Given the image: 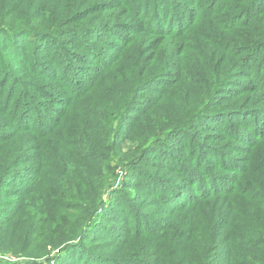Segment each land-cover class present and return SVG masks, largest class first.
Masks as SVG:
<instances>
[{
  "label": "trees",
  "instance_id": "trees-1",
  "mask_svg": "<svg viewBox=\"0 0 264 264\" xmlns=\"http://www.w3.org/2000/svg\"><path fill=\"white\" fill-rule=\"evenodd\" d=\"M261 1L77 0L73 5V0H61L54 7L51 0H45L42 8L34 5L26 8L36 14V20L46 21L41 30L25 24L18 30L3 27V23L20 13L16 7L17 14L13 10L4 12L0 5V38L8 35L10 30H16L15 36L25 31L31 33L32 52L36 55L31 67L33 74L47 82L54 79L59 82L56 86L40 87L44 90L40 98L27 88H19L15 97L16 88L9 86L17 76L10 82L5 77L0 79V132L9 133L0 136V149L8 147L10 155L0 164V197H14L7 207L0 203V234L3 232L10 244L22 246L31 245L39 236L40 242L45 241L51 235L48 240L52 249L50 254L58 250L77 256L86 252L93 257L95 252L86 246L90 233L100 231L101 224L109 220L110 214L113 216L112 229L117 228L118 221L126 225L128 217L122 220L114 216L121 208L127 216L130 212L135 216L127 226L124 238L116 240L121 244L113 250L123 242L137 245V250L127 262L101 257V264H105L106 259L114 264H264V135L261 137L256 133L261 124L260 115L264 114V102L241 98L246 86L231 90L238 85L239 75L255 68L260 74L257 81L261 85L258 89L253 86L256 88L253 90L247 86L245 92L264 93V4ZM182 12L189 18L182 20ZM202 27L203 31H200ZM69 36H74L76 41L71 42ZM43 37L54 43L52 52L49 48H41ZM22 38L17 41L9 38L6 47L21 48L26 43V38ZM137 38L144 39V49L128 61L118 60L123 49H133ZM78 39L81 41L75 44ZM69 44L76 47L70 48ZM99 45L107 47L101 48L104 53L97 56ZM199 52L218 53V58L215 61L204 59L205 68L194 81L195 86L188 93L181 89L184 105L179 101V110L163 109L164 96L181 74L180 71L166 73L165 69L173 61L177 60L180 65L182 57L196 56ZM7 54L0 46V74L3 75L11 72L13 64L12 60L6 59ZM67 54L72 56L66 57ZM93 57L94 61L91 60ZM43 58H52L53 63L57 59L60 71L56 76L46 70L47 62ZM138 62L146 65L145 71L154 64L162 65L159 69L162 72L147 81L146 72ZM94 63L98 69L87 77V87L85 84L78 91L70 85L74 82L73 75L80 73L82 67L91 69ZM118 63L128 72L122 73L120 78L114 77L111 86L97 97L96 102L78 107L79 99L86 98L96 87L97 83L91 84L96 76L100 74L99 80L105 74H111L114 68L121 67ZM158 81H162L160 88L150 93ZM180 86L178 81V88ZM55 88L62 89L55 92ZM39 91L33 92L38 94ZM189 95L192 96L191 103L186 100ZM58 103L60 110L51 126L39 121L35 126L26 124L28 117L31 118L24 114L27 108ZM134 113L132 124H127ZM228 114L234 125L228 126L224 121L220 126L222 131L227 133L238 124L239 134L240 127L245 125L251 137H261L242 159L237 160L242 169L231 186L220 191L210 185L212 195L201 193L196 200L191 197L183 200V192L178 193L179 190L170 192L173 199L166 220L162 223L152 220L151 229H143L141 217L136 214L138 207L145 206L144 200L133 201L114 190L111 198L104 201L106 171H111L113 158L122 155L126 141L148 147L153 142L156 143L154 146H162L173 136L196 131L189 150L193 162L196 154L193 151L199 147L207 154L204 142L216 138L208 132L209 125L201 128V121ZM243 114L248 117L244 119ZM236 138L233 147L240 151L242 141L249 136L239 134ZM17 142L20 143L17 145ZM6 143L11 145H4ZM148 147L136 150L143 156L150 151ZM247 153L249 157H246ZM15 154L17 158L10 161L11 155ZM144 160L140 157L137 165ZM200 161L201 169L206 160ZM213 165L225 168L219 159L213 160ZM176 174L179 184L192 185L181 170H176ZM106 185L110 186L111 182ZM174 185L168 179L159 188L172 190ZM117 196L122 198V203ZM210 200L223 206L216 210ZM60 209L67 211L71 227L62 228L61 222L54 228L50 226L51 212ZM1 259L0 264H30L16 258L7 262ZM84 261L80 259V262ZM67 263L61 261V264Z\"/></svg>",
  "mask_w": 264,
  "mask_h": 264
},
{
  "label": "rangeland",
  "instance_id": "rangeland-1",
  "mask_svg": "<svg viewBox=\"0 0 264 264\" xmlns=\"http://www.w3.org/2000/svg\"><path fill=\"white\" fill-rule=\"evenodd\" d=\"M34 1V3L32 2ZM0 0V5H2L1 10L4 12L7 11H14L15 13L17 10H14V7L18 8V11L20 14L12 17V19L7 22L3 23V27L7 29H17L21 25H30L31 27L37 28L38 30H41L43 25L46 23V21H38L36 20V14L31 13L30 9H26L31 5L39 6L40 8L44 7L45 0ZM61 0H51V4L54 5V7L59 5V2ZM77 0H73V5H75ZM264 4V0L261 1ZM262 3L259 4L262 5ZM256 10H259L256 8ZM17 14V13H16ZM6 15V14H5ZM182 16V20L189 18V16H186V14L181 13L180 17ZM5 17V16H4ZM122 20V19H121ZM206 21L209 19H205ZM1 22V19H0ZM18 30V29H17ZM200 31H203V27L200 28ZM15 31H9L8 35L4 36L3 38H0V46L4 47V50L7 54L6 59L12 60L13 64L10 69L11 72L7 74H0L3 77L0 79L7 78L10 82L11 78L16 77L14 80L10 82L9 88H16L17 93L15 94V97L19 93V88H27L30 92L33 93L35 97H39L43 93L44 90H42L40 87L44 86H56L59 82L57 80L45 81L41 78L35 76L33 74V70H31L32 63L35 61L36 55L32 52L33 47V35L31 33H28L25 31V33H19L15 36ZM13 40H19L20 38L24 37L26 38V43L21 48L11 49L10 47H6L8 45V40L11 38ZM74 36H69V40L72 42H75L76 39H73ZM23 39V38H22ZM28 39V41H27ZM66 39V38H65ZM81 40L78 39V41L75 44H78ZM30 44L28 45V43ZM144 43V39L137 38L134 41V47H132L129 50H124L119 56L120 61H128L133 56H136L138 52L142 51L144 49V46H142ZM54 43L50 40V38L43 37L40 41L41 48L50 49L52 52L55 46ZM74 44V45H75ZM74 45H68V47H76ZM142 46V47H141ZM105 45H99L98 51L100 53L96 54L99 56L104 51L101 48H106ZM8 49V50H7ZM75 51V50H73ZM79 54L82 55V51L78 50ZM74 53V52H72ZM43 54V53H42ZM34 55V56H33ZM33 56V57H32ZM40 56V55H38ZM71 54H67L66 57H71ZM95 57V56H94ZM91 58V60H95ZM146 56H144L145 59ZM10 58V59H9ZM218 53L215 54H205L204 52L196 53V56L194 54H188L182 57V61L179 65L177 63V60L173 61L170 67L165 69L166 73H177L180 71V79H176L177 82L171 87V90H168L169 93H167L164 96L165 103L162 104L163 109H168L169 107L175 108L179 110L181 101L180 94L181 89L186 90V92H190V90L195 86L194 81L197 80V78H200L202 70L205 68L203 65L206 60H217ZM44 61L47 62L46 70L48 72H52L55 76L59 73L60 69L57 64V59H55L56 62L53 63L52 58H43ZM139 63V62H138ZM140 64V63H139ZM160 64V62H159ZM162 64V63H161ZM117 65L121 66L120 63ZM146 66V65H145ZM144 65L140 64V67L143 68L145 71L146 67ZM162 67V65L154 64L151 66V68H148L147 71H145V77L146 80L153 78L155 75L160 74L162 71H159V69ZM89 67H82L80 69V73L73 75V84L70 82V85H73L75 89L78 91L86 84V87L89 82H87V77L92 76L96 73V69H98V66H95V63L92 64L91 69H88ZM79 67L76 69L78 71ZM112 72V71H111ZM128 72V69H126L123 65L120 68H114L113 72L108 75L105 74L104 76L100 77L98 80V76H96V79L91 84H96V87L91 90V92L86 96V98L79 99L77 102V106L81 107L83 106V103H93L98 100L97 97L103 95L106 90L111 86V81L114 77L120 78L121 74H126ZM243 75H239L238 79V85L231 88V90H239L243 86H246L245 91H247V86H251L250 89L255 86L257 89L260 87L261 83L260 81H257L260 78V74H257V71L255 68H252V71H245L243 72ZM20 75H22L20 77ZM66 75V73L64 74ZM264 74H262V77ZM19 78V79H18ZM204 79L205 77H201ZM98 80V81H97ZM178 81L181 83V86L178 88ZM25 85L23 87H19V84ZM162 81H158L155 83L154 87L150 89V93H152L155 90H158L160 88V84ZM200 84V83H199ZM253 89H256V88ZM8 88V87H7ZM8 88V89H9ZM35 89H40V91L37 93H34ZM62 89V88H61ZM61 89L55 88V92L61 91ZM252 89V90H253ZM243 92L241 95V98H248L252 101L255 99L257 101L263 100L264 102V93H253L248 94L246 96V92ZM232 92V91H230ZM196 94V91L195 93ZM191 94V95H193ZM189 95L187 97V103H191L192 96ZM146 96V95H144ZM143 96V97H144ZM184 105V101H181ZM60 104H54V105H47L45 107L40 106L32 108L29 107L25 111V116H31V118L28 117V120L26 121L30 123L31 125H38L39 122H42L46 124V126L52 125V120L56 116V113L58 110H60ZM73 109L76 108L75 106L72 107ZM70 109V111L72 110ZM51 110V111H50ZM20 112V111H19ZM136 116V114H132L130 117V121L127 122V124H132V119ZM261 116V124L259 125L257 129V134L261 137L264 135V114ZM238 118H240L237 115ZM242 117L246 119L248 116L243 114ZM254 118V117H253ZM252 118V119H253ZM39 121V122H38ZM228 122V126H233L234 123H232L230 114L228 115H219L214 118H211L209 120L201 121L200 126H208L209 129L208 132L215 135V139L213 140H206L204 142V145L207 146V149H204V151L207 152V154H204L202 152V149H197L193 151L195 154V160L192 162L191 157L192 152L190 154V142L191 137L196 132L189 131L184 133V135L179 136H173L172 138L168 139L164 145L162 146H154L156 143H150V146H141L138 145L136 142L130 143V141H126L123 144L122 147V155L117 156L113 158L112 162L110 163L111 171H106V177L107 180L104 182L105 185V195H104V201H108V198H111V192L113 193L114 190L118 191V194H121L122 196H127L130 198V200L133 201H145L144 207H138V212L136 214L141 217V223L143 229L152 227V220H156L157 223H162L167 218V213L169 212V207L171 206L169 203L173 199L170 192L177 191L183 192L182 197L183 200L186 198L191 197L193 200H196L199 198L201 193L203 195H212L213 190L211 189L210 185L215 187L216 189H225L231 186L232 183H235L238 180V176H240V166L237 165V160L242 159V157L245 155V152L248 151L251 147V145L256 141L261 139L256 138L255 135L251 137V133H249L248 127L245 125H242L240 127L239 134L242 136H249L248 139H244L242 141V145L239 148L240 151H242V154L238 149L233 147L234 140H237L236 135L238 134V124L237 126L227 131L225 133L220 129V126L223 124V122ZM199 126V128H200ZM32 127V126H31ZM198 128V129H199ZM197 129V130H198ZM0 136L2 135H8V132H0ZM138 133V132H136ZM20 142H17V145ZM4 145H11L9 143H6ZM143 147H148L150 151L146 152L143 156H141V153L137 151L136 149H142ZM144 148V149H145ZM16 149V148H15ZM48 155V154H46ZM146 155V156H145ZM9 152L8 147H4L0 149V164L3 162H6L8 160ZM250 154L247 153L246 157H249ZM142 157L145 159L142 163H139L137 165L138 159ZM16 154L11 155V160L14 161L16 159ZM202 159L206 160V164L200 169L201 161ZM219 159V163L223 162L225 168L219 169L213 165V160ZM196 161V163H195ZM160 164L159 166H155L154 164ZM199 166V168H198ZM137 167V168H136ZM156 167V168H155ZM171 167V168H170ZM168 168V169H167ZM19 170V169H17ZM176 170H181L184 174H186L189 182H191L190 186H182L177 182V174ZM139 173V174H138ZM115 177V181H111ZM170 180L171 184H175L173 189H168L165 191H162L159 186H162L163 183L166 180ZM111 182V185H106ZM162 184V185H160ZM103 185V186H104ZM103 188V187H102ZM112 189V191H110ZM36 190V189H35ZM12 198H6L4 196L0 197V203L2 207H7L8 201H11ZM224 198V196L221 197V200ZM117 199L122 203V198L117 196ZM212 204L213 200H210ZM214 204V208L217 210L223 206L222 203ZM148 203V204H147ZM129 210H132V208H129ZM71 213V212H70ZM109 217V220L105 222V224H101L103 228L96 231H92L90 233V240L87 242L86 246L89 249H92V251L95 252L96 256H89L86 252L81 253L79 256H77L76 253L73 254V252L69 253H60L58 250L54 251L50 254L52 251L51 249V243L48 242L49 238L52 236L50 235L48 239L45 241L40 242L39 237L34 240L31 245H28L27 243L22 246L19 244H10V241L5 239V234L2 232L0 234V258L1 261H8L10 259H18L19 261H24L30 264H61V261H68L69 264H101L102 259H99L101 257H108V258H115L119 259V261L127 262L128 258L134 256V252L137 250V245L129 243V242H123L122 245H119L116 250H113V247H115L118 244H121L120 241H116L118 238L123 239L125 235V231L127 230V226H130V223L134 220V214L128 213V216L126 214V211H124L121 208H118L114 212V216L117 218L120 217L122 220L127 219L129 222L126 223V225L122 224L121 222H117L119 225H117V228L112 229V219L113 216ZM50 222L52 228L55 227V225L58 222H61L62 228H65L66 226L71 227L72 221L70 217L67 214L66 210L60 209L58 211L51 212L50 215ZM73 220V219H72ZM126 226V227H125ZM59 228V225L58 227ZM156 228V227H153ZM53 232V231H52ZM55 232V230H54ZM114 238V239H113ZM6 241V242H2ZM50 254V255H49ZM49 255V256H48ZM48 256V257H47ZM80 259L85 260L84 262H80ZM11 261V260H10ZM105 264H114L112 260L106 259ZM67 263V264H68ZM26 264V263H24ZM124 264V263H123ZM140 264V263H139Z\"/></svg>",
  "mask_w": 264,
  "mask_h": 264
}]
</instances>
